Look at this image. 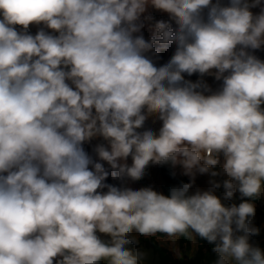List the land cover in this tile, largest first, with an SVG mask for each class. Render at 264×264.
<instances>
[{"label":"clouds","instance_id":"9594fccd","mask_svg":"<svg viewBox=\"0 0 264 264\" xmlns=\"http://www.w3.org/2000/svg\"><path fill=\"white\" fill-rule=\"evenodd\" d=\"M149 6L175 26L158 18L146 38ZM172 41L163 62L148 51ZM262 47L261 0H0V264H149L140 236L193 232L214 242L211 264H264L249 239L264 197ZM149 163L190 179L168 195L105 180ZM198 173L210 188L189 193ZM221 186L249 199L225 204Z\"/></svg>","mask_w":264,"mask_h":264},{"label":"trees","instance_id":"16d2710c","mask_svg":"<svg viewBox=\"0 0 264 264\" xmlns=\"http://www.w3.org/2000/svg\"><path fill=\"white\" fill-rule=\"evenodd\" d=\"M175 172L176 174L172 175V168L167 164L162 165L161 186L166 195L169 194L171 186L179 184L181 181L187 182L190 179L189 176L183 174L181 170H178L177 168L175 169ZM147 173L148 176H150V173ZM190 190L191 189H189V193H191ZM241 199L249 198L242 197L240 194V198H238L236 204H239ZM253 202H257L261 206L260 208L255 207V215L253 217V223L260 230L258 234L250 235L249 239L250 243L259 246L262 250H264V197L255 198ZM195 236L197 240V247L191 264H211V261L215 258V253L212 251L214 242H209L207 241V239L200 237L198 234H195ZM164 240L165 238H162L159 233H156L155 235L150 237L140 236V246L149 251V262L151 264H179L175 257L169 251V248ZM190 240V238L181 235L179 242L182 246L189 247Z\"/></svg>","mask_w":264,"mask_h":264},{"label":"rangeland","instance_id":"374dc122","mask_svg":"<svg viewBox=\"0 0 264 264\" xmlns=\"http://www.w3.org/2000/svg\"><path fill=\"white\" fill-rule=\"evenodd\" d=\"M40 27V25H35V24H30V28H31V31L33 33H35V31L37 30V28ZM255 54L258 55V56H264V47L260 48V49H256L254 50ZM198 74V75H197ZM186 79H194L197 80V79H203L204 81H206L208 83V85L210 87L211 86V75H203L201 76V74L199 73H192L191 75H186L185 77ZM161 121L158 119V118H154L153 115H149V117L147 118L146 122H145V127L146 126H152L155 128V126L160 123ZM102 138H93L92 139V142L94 143V145L97 143V142H101ZM106 164V162H104ZM106 167H107V164H106ZM178 170H180L179 166L177 167ZM131 179V180H134L133 178L131 177H116V176H113L111 174V169L109 168V175L105 178V180L107 182H112V183H124V184H127V180ZM141 182V180L139 181ZM195 189H199L201 190V186L199 184H196L195 186ZM101 190H107L106 187L104 189H101ZM263 224H264V221H263Z\"/></svg>","mask_w":264,"mask_h":264}]
</instances>
